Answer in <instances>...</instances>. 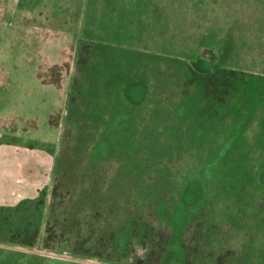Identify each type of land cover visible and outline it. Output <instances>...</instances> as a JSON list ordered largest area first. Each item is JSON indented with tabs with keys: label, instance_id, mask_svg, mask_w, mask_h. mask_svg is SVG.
Wrapping results in <instances>:
<instances>
[{
	"label": "rangeland",
	"instance_id": "obj_1",
	"mask_svg": "<svg viewBox=\"0 0 264 264\" xmlns=\"http://www.w3.org/2000/svg\"><path fill=\"white\" fill-rule=\"evenodd\" d=\"M195 218L264 264V0H0V264H184Z\"/></svg>",
	"mask_w": 264,
	"mask_h": 264
},
{
	"label": "trees",
	"instance_id": "obj_2",
	"mask_svg": "<svg viewBox=\"0 0 264 264\" xmlns=\"http://www.w3.org/2000/svg\"><path fill=\"white\" fill-rule=\"evenodd\" d=\"M192 79L200 85L205 97L212 102L219 103H230L236 97L242 96L247 81L243 72L219 68H198ZM203 223L207 230L203 228ZM85 224H89V222ZM191 224L188 225L189 233L188 231L185 232V230L181 235V247L185 252L183 263L226 264L230 259V251L227 253L217 245L216 247H207L205 242L206 238L210 236L212 238L222 237V233L218 229L220 222L214 223L205 219L195 218V220L191 221ZM190 226H193V228H190ZM208 259L210 261L207 263Z\"/></svg>",
	"mask_w": 264,
	"mask_h": 264
},
{
	"label": "crops",
	"instance_id": "obj_3",
	"mask_svg": "<svg viewBox=\"0 0 264 264\" xmlns=\"http://www.w3.org/2000/svg\"><path fill=\"white\" fill-rule=\"evenodd\" d=\"M17 0H15V2H16ZM21 3V2H20ZM19 5V4H18ZM29 6V5H28ZM28 6H26V7H28Z\"/></svg>",
	"mask_w": 264,
	"mask_h": 264
}]
</instances>
